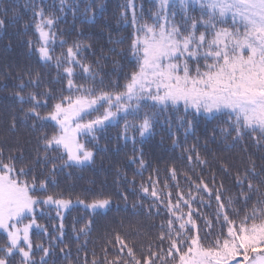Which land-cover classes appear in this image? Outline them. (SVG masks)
<instances>
[{"label": "trees", "instance_id": "trees-1", "mask_svg": "<svg viewBox=\"0 0 264 264\" xmlns=\"http://www.w3.org/2000/svg\"><path fill=\"white\" fill-rule=\"evenodd\" d=\"M61 2L54 16L35 0H0V167L30 186L35 200L83 207L61 222L52 212L35 218L30 263L5 255L9 241L0 232V262L177 264L170 205L181 200L191 201L182 210L204 251L222 253L264 229V125L245 112L207 116L135 89L144 61L135 44L148 33L174 46L178 79L232 75L240 56V74L259 75L260 55L246 61L252 46L264 53L258 15L223 0H74L69 9ZM47 19L53 44L45 54L39 26ZM120 98L127 113L79 137L91 161L69 164L56 111L93 103L79 120L90 125L114 115ZM244 246L252 256L264 238Z\"/></svg>", "mask_w": 264, "mask_h": 264}, {"label": "rangeland", "instance_id": "rangeland-1", "mask_svg": "<svg viewBox=\"0 0 264 264\" xmlns=\"http://www.w3.org/2000/svg\"><path fill=\"white\" fill-rule=\"evenodd\" d=\"M49 0H35L39 8H52L55 0L51 4H46ZM60 5L65 9L70 8V3L74 0H61ZM133 0H131L132 2ZM168 4L173 0H162ZM219 0H216L218 3ZM231 6L240 3L247 5L251 11L258 15L262 27L261 31L255 34L259 43L264 45V0H223ZM59 5V3H57ZM247 7V8H248ZM233 9V8H232ZM236 9V8H234ZM43 11V10H41ZM52 15H56L54 9ZM53 21L47 19L39 26L42 52L47 54L48 47L53 44L52 30ZM256 28V30L258 29ZM155 34L148 33L145 42H137L135 48L136 55L143 61V69L140 76L135 81V89H139L140 94L154 93L157 101L170 102L173 105H183L186 108L207 116H212L221 111H237L238 113L249 114L250 119L257 120L264 125V53L259 45L250 48L247 62L256 55L259 64H253L259 75L249 71L248 75H241V70L245 69V64L241 59L235 58L236 68H233L232 75H218L213 81L197 82L188 78L178 79L173 74V65L170 59L174 53V46L168 41L166 36L163 40L155 39ZM250 35V34H249ZM250 37V36H249ZM241 40L239 41L240 44ZM257 57V56H255ZM262 63V65H260ZM125 100H117L118 109L114 115H107L106 120L82 125L79 121L82 116L94 110L96 105L90 102H77L62 108L53 116V121L61 129V137L58 146L66 154L67 162L74 165L87 164L91 161V154L86 152L79 143V137L90 138V132L95 128H101L107 123H112L115 117L123 115L126 111ZM126 112V113H127ZM207 194V191L203 189ZM32 188L20 183L7 167H0V232L4 233L9 241V249L6 256L19 254V257L26 262H31L32 248L30 237L33 230H39L35 222L37 216H54L59 222L62 221L66 213L74 207L82 206L78 202L48 199L38 201L31 196ZM191 201H183L170 205L172 225L171 236L175 237L174 248L176 249L177 264H229L230 261H240L239 264H264V249L250 256L248 249L244 246L247 241L253 244L259 237L264 238V229L254 232H247L245 240L241 245L233 244L234 250L229 245L222 253H211L204 251L196 236V227L192 222L189 212L182 210V206L189 207ZM95 209V207H94ZM175 227V228H173ZM179 241V243L177 242ZM237 246V247H236ZM185 249V252L179 251ZM0 264H6L0 262Z\"/></svg>", "mask_w": 264, "mask_h": 264}]
</instances>
